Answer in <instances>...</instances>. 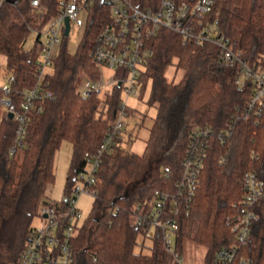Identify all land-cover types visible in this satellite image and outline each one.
I'll use <instances>...</instances> for the list:
<instances>
[{
	"label": "trees",
	"instance_id": "16d2710c",
	"mask_svg": "<svg viewBox=\"0 0 264 264\" xmlns=\"http://www.w3.org/2000/svg\"><path fill=\"white\" fill-rule=\"evenodd\" d=\"M41 4L42 12H36L29 0H5L0 6V54L14 77L9 96L15 105L22 90L37 82V44L26 48V38L58 9V0H41ZM212 16L249 65L264 66V0H215ZM107 19V8L94 2L74 53L67 51L66 37L62 39L51 71L43 78L53 96L40 101L41 110L30 114L22 146L14 140L16 120L7 113L0 118V264L18 263L33 228L32 219L49 201L44 190L54 181V154L60 142L66 139L72 145L67 196L77 172L86 164L84 154L96 152L111 126L121 99L119 88L104 95L105 111L99 109L100 98L94 92L82 96L78 91L84 76L99 77L90 50L95 33ZM146 42L152 54L140 80L144 87L147 78L151 79L149 102L156 108L149 136L139 154L123 145L130 140L125 129L100 155L95 195L88 214L71 236L69 264H163L168 251L159 236L151 240L148 253L135 249L138 234L133 231V213L137 205L149 206L155 188L173 189L181 174L179 162L190 146V131L196 125L219 130L234 122L231 136L223 142L215 135L208 138L198 185L177 215V252L182 251L185 240H192L205 247L203 264H211L220 246L234 242L225 221L235 213L234 202L243 194L242 173L251 169L264 177V108L259 116L251 112L236 119L244 111L250 88H236L219 65L216 46L183 42L179 34L167 29ZM170 65L181 70L177 81L165 75ZM2 94L0 87V98ZM151 153L156 164L148 167L142 178L150 175L141 181L139 176ZM165 166L168 175L162 173ZM253 208L257 217L241 252L249 264H264V199ZM138 244L144 246L143 241Z\"/></svg>",
	"mask_w": 264,
	"mask_h": 264
},
{
	"label": "built area",
	"instance_id": "2783aa9c",
	"mask_svg": "<svg viewBox=\"0 0 264 264\" xmlns=\"http://www.w3.org/2000/svg\"><path fill=\"white\" fill-rule=\"evenodd\" d=\"M5 0H0V6ZM100 2L107 8V21L102 24L92 40L90 56L99 69L105 67L112 70L108 84L111 89L119 88L120 92L135 93L141 84L140 74L145 62L152 54L147 39L161 29H167L182 37L183 42L196 45L210 43L218 50L219 65L227 73L238 90L249 86L250 93L244 111L259 116L264 108V66L249 65L242 52L235 48L230 39L221 32L218 19L212 16L215 0H147L146 5H139L132 0H58V9L45 24L36 30L40 43L35 57L37 82L20 93L18 105L9 96L13 75L8 78L9 84L2 87L0 103L5 106L6 113L12 112L16 120L15 143L23 145V137L32 112H39V103L51 98L53 93L43 82V69L52 65L53 46L62 41L70 30V22L83 25L81 13L87 16L90 6ZM36 12H42L41 0H29ZM68 18L69 29L65 34L64 19ZM46 35V41L39 40L40 34ZM59 34L62 35L60 38ZM35 37V38H36ZM38 55L40 57H38ZM83 83V82H82ZM78 91L82 96L94 92L100 98L99 109L106 110L103 97L106 93L100 83V77H86ZM129 109L120 99L115 109L111 126L103 136L96 152L84 154L85 165L79 170L72 183L69 194L61 201L49 200L40 206L39 215L43 223L33 227L26 241L17 264H69L72 258L70 239L81 225L82 213L77 206L80 194L95 195V173L100 155L109 150L118 135L125 131L124 118ZM234 119V121H236ZM234 122L227 127L214 130L209 125H196L190 131V146L186 155L180 160L181 174L174 182L173 189L155 188L149 206L145 209L137 205L133 213V231L144 239L152 240L159 236L164 248L177 255L175 248L176 233L179 227L177 215L181 205L189 201L198 185V177L203 167V157L208 138L215 135L223 142L232 134ZM15 146L11 147L13 151ZM257 157L256 153H251ZM164 175L169 174V167L162 169ZM243 194L234 202L236 211L227 216L225 224L233 235L234 242L220 246L214 253L211 264H249L247 256L241 252L247 241L252 221L257 217L254 205L264 199V177L255 170H245L241 175ZM45 214V216H43ZM174 237V242H173Z\"/></svg>",
	"mask_w": 264,
	"mask_h": 264
},
{
	"label": "rangeland",
	"instance_id": "374dc122",
	"mask_svg": "<svg viewBox=\"0 0 264 264\" xmlns=\"http://www.w3.org/2000/svg\"><path fill=\"white\" fill-rule=\"evenodd\" d=\"M45 10V9H44ZM43 10V11H44ZM81 17L86 21V15L81 13ZM85 28L84 25H76L73 21L70 22V30L66 36V49L69 53H74L77 49L78 43L83 37ZM36 30H32L29 36L26 38L25 47L31 48L35 44ZM60 38L62 35L59 34ZM39 40L41 42L46 41V35L43 33L40 34ZM40 43H37V51H39ZM59 43H56L53 46L54 56L59 50ZM38 57H40L38 55ZM51 71L50 66H46L43 69V73H48ZM112 74V70L105 67H100V83L103 88V92H108L111 90V87L108 84L109 78ZM165 75L168 79H173L177 81L181 76V70L175 69L174 65L168 66L166 69ZM10 72L6 68V59L3 54H0V87H4L9 84L8 78ZM86 77L84 76L81 80V84L84 83ZM83 82V83H82ZM151 79L147 78L145 81L144 87L143 84H138L135 88V93H126L121 92V99L127 105L130 113L124 118V124L127 129V134H129L130 140L125 142L123 145L128 147L130 150L136 153H142L145 146V141L149 136V129L152 125L153 119L156 115V108L149 102L150 93H151ZM6 113V108L0 103V118L3 114ZM127 137H125V140ZM72 157V145L71 143L63 139L55 154H54V181L53 183L47 184L45 186L44 195L48 200L61 201L65 198V184H66V175L69 168V164ZM156 164L155 155L150 154L148 161L146 162L145 167L139 178H142L144 172H149L150 166ZM151 172V171H150ZM148 174H144V177H149ZM144 177L141 179L144 180ZM93 196L90 194L82 193L77 198V206L81 209L82 218H84L92 205ZM43 223V219L40 215H35L32 219V226L39 227ZM137 242H142V237L137 236ZM174 242V237H173ZM135 246L136 250H141L143 253L149 252V247L151 246V240L144 239V246L138 244ZM205 254V247L192 241L185 240L182 251L178 252L177 255L171 252H167L164 256L163 264H203Z\"/></svg>",
	"mask_w": 264,
	"mask_h": 264
},
{
	"label": "water",
	"instance_id": "95a60500",
	"mask_svg": "<svg viewBox=\"0 0 264 264\" xmlns=\"http://www.w3.org/2000/svg\"><path fill=\"white\" fill-rule=\"evenodd\" d=\"M64 23H65V34L68 33V29H69V22H68V18L66 17L64 19ZM7 115L11 118L12 117V112H7ZM43 216H45V214H43Z\"/></svg>",
	"mask_w": 264,
	"mask_h": 264
}]
</instances>
